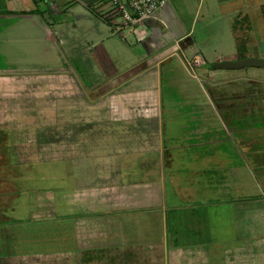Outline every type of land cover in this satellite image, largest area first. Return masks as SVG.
I'll list each match as a JSON object with an SVG mask.
<instances>
[{"label": "crops", "instance_id": "0c3cea01", "mask_svg": "<svg viewBox=\"0 0 264 264\" xmlns=\"http://www.w3.org/2000/svg\"><path fill=\"white\" fill-rule=\"evenodd\" d=\"M190 1L170 0L155 17L125 26L116 14L103 18L110 0H0V37L36 56L20 65L2 42L0 98L9 101L0 105L23 90L37 125L24 147L14 108L4 109L0 179L16 155L69 158L75 177L65 205L61 194L36 192L32 217L4 231L9 250L0 264H85L98 249H107V264H264V163L254 148L247 157L238 148L241 160L224 164L216 147L192 146L200 149L192 164L199 181L189 198L165 176L173 157L163 136V81L176 87L189 63L216 75L194 37ZM48 100L56 109L46 119L35 106ZM195 131L206 134L202 125Z\"/></svg>", "mask_w": 264, "mask_h": 264}, {"label": "rangeland", "instance_id": "374dc122", "mask_svg": "<svg viewBox=\"0 0 264 264\" xmlns=\"http://www.w3.org/2000/svg\"><path fill=\"white\" fill-rule=\"evenodd\" d=\"M190 3L193 14L188 15V18L194 16L193 33L195 39L200 40L202 53L209 60L205 66L207 70L217 55H222V60L248 56L264 58V0H191ZM190 21L187 20L188 23ZM0 38V48L2 42L7 45V49L8 46L12 47L15 59L11 58L20 65L26 66L27 60L36 57L32 53L30 55L29 48L23 43L19 45L18 42H8L7 34H2ZM175 58L174 64L182 66L180 60ZM187 68L188 71L182 66L177 72L180 78L176 87L169 82V78H165L161 93L165 148L173 157L172 166L165 165V176L169 178L168 182L171 179L178 183L175 190L177 195L184 194L189 198L196 194L199 181L198 172L192 168V164L198 159L200 149L192 146H206L213 150L216 147L213 156L221 159L224 164H232V161L236 163L241 160L240 151L245 155L249 148H254L257 163H264V68L215 69L216 75L213 78L208 73H202L192 63ZM25 94L26 92L20 90L14 104L0 105V123L5 120L4 109L10 107L11 112L14 108L17 116L14 132L22 137L24 147H30V139L34 137L37 125L33 120L34 116L27 114L32 101ZM0 100L9 101V98ZM219 100L224 101L223 105L219 106ZM55 106L48 100L45 108L36 104L35 111L38 116L44 115L47 119L54 115ZM220 110L224 112V119ZM25 114L33 121L27 120ZM7 124L13 127L10 123ZM200 125L206 129V134L199 137L195 130ZM198 141L204 145L197 144ZM164 155L166 157L168 154ZM26 158L18 159L16 155L9 168L5 167L1 171L0 198L3 200L0 206V255L8 253L9 250L8 236L4 231L11 222L32 217V210L35 209L33 201L38 190L42 193L47 191L48 194L63 195L65 200L62 204L65 205L67 201L64 194L68 195L66 190L75 185L74 169L69 158L57 157L39 161ZM241 170L247 172L242 168ZM240 175L243 176L242 173ZM170 186L171 195L174 191ZM255 188L258 190L257 186ZM70 214L74 215L75 212ZM88 237L91 238L90 241L94 240L92 232H88ZM103 240L96 242L103 243ZM88 257L90 260L85 261V264H107V249L90 250Z\"/></svg>", "mask_w": 264, "mask_h": 264}, {"label": "built area", "instance_id": "2783aa9c", "mask_svg": "<svg viewBox=\"0 0 264 264\" xmlns=\"http://www.w3.org/2000/svg\"><path fill=\"white\" fill-rule=\"evenodd\" d=\"M170 0H110V7L103 13L107 19L115 14L125 26L144 22L155 17L157 11Z\"/></svg>", "mask_w": 264, "mask_h": 264}, {"label": "water", "instance_id": "95a60500", "mask_svg": "<svg viewBox=\"0 0 264 264\" xmlns=\"http://www.w3.org/2000/svg\"><path fill=\"white\" fill-rule=\"evenodd\" d=\"M211 69H239L243 67H263L264 58L258 57H240L233 60H219L214 63H210Z\"/></svg>", "mask_w": 264, "mask_h": 264}]
</instances>
